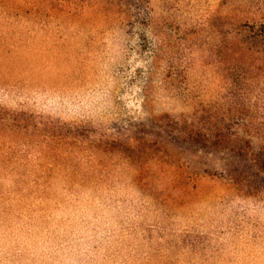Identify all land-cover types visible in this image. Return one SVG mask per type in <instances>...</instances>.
Listing matches in <instances>:
<instances>
[{
  "label": "rangeland",
  "instance_id": "obj_1",
  "mask_svg": "<svg viewBox=\"0 0 264 264\" xmlns=\"http://www.w3.org/2000/svg\"><path fill=\"white\" fill-rule=\"evenodd\" d=\"M263 21L264 0H0L22 175L0 180V264H264V196L205 138L231 68L264 66L224 32Z\"/></svg>",
  "mask_w": 264,
  "mask_h": 264
},
{
  "label": "trees",
  "instance_id": "obj_2",
  "mask_svg": "<svg viewBox=\"0 0 264 264\" xmlns=\"http://www.w3.org/2000/svg\"><path fill=\"white\" fill-rule=\"evenodd\" d=\"M224 36H230L233 40L234 50L236 49L239 57L245 60H264V21L252 25L241 24L231 33L224 32ZM231 69H233L231 74H227L228 78H226L230 80L225 95L226 113L220 117L217 133L211 131L213 128L207 129L205 133L207 144L212 145L211 148L217 147L212 152H208V155L214 157L215 162L220 163L230 182L249 195L263 197L264 66L261 69L257 68V74L238 66ZM20 128V121L16 118H4L0 114L1 181L7 179L8 172L16 173L18 178L22 177L19 167L11 164L10 159H7L9 152L15 150L13 137ZM26 128L27 126L23 127ZM232 128L236 130L230 140L229 134ZM193 135L195 136L196 133ZM217 155H220L219 158ZM33 187L41 189L42 185L35 182Z\"/></svg>",
  "mask_w": 264,
  "mask_h": 264
}]
</instances>
